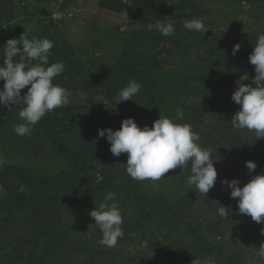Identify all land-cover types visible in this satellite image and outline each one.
<instances>
[{
  "label": "rangeland",
  "instance_id": "rangeland-1",
  "mask_svg": "<svg viewBox=\"0 0 264 264\" xmlns=\"http://www.w3.org/2000/svg\"><path fill=\"white\" fill-rule=\"evenodd\" d=\"M192 18L207 32L184 29ZM158 20L174 21L175 34L163 36ZM24 34L53 42L49 63L65 65L53 84L70 102L25 136L13 131L23 103L0 106V264H264V222L239 214L238 198L221 183L243 187L264 175V139L230 124L236 81L247 73L243 83L255 87L248 56L264 34V0H0V53ZM133 79L140 93L116 105ZM159 112L190 124L199 145L212 149L218 175L206 196L186 183L190 162L158 181L133 180L127 154L114 157L98 137L127 118L151 128ZM108 191L123 217L113 248L99 245L88 214ZM220 205L226 217L217 215Z\"/></svg>",
  "mask_w": 264,
  "mask_h": 264
},
{
  "label": "clouds",
  "instance_id": "clouds-1",
  "mask_svg": "<svg viewBox=\"0 0 264 264\" xmlns=\"http://www.w3.org/2000/svg\"><path fill=\"white\" fill-rule=\"evenodd\" d=\"M59 15V13H57ZM184 29L194 32L205 31L202 20L192 18L182 21ZM156 29L165 37L175 34L174 21H156ZM126 29H121L125 31ZM20 45L21 47H17ZM54 47L52 41L26 34L19 39H8L0 53L3 64L0 65V106L11 109L10 105L23 103L24 107L18 116L22 123L13 127L19 136L30 135L32 128L46 115L57 108L65 107L70 102V93L66 88L53 84V79L60 76L65 69L63 62L49 63L50 50ZM240 50V44L234 45L232 55ZM14 58H17L14 61ZM250 65L255 66V78L251 84L245 73L236 81L237 89L231 100L239 105V110L233 115L230 124L239 131L255 132L257 139H264V34H260L248 56ZM27 88V93L21 96V90ZM142 85L136 80H129L114 97L116 105L133 100L140 93ZM2 110V108H0ZM177 119L183 117L182 110H177ZM98 137L106 138L110 145V153L114 157L127 154L126 173L137 181H158L166 177L170 170L181 167L182 171L190 162V175L186 183L190 189L206 194L214 187L217 180V170L211 158L212 149L202 148L198 141L199 134L192 130L190 124L175 123L159 112V118L151 128L137 126L133 118L121 121L119 130L111 128L98 130ZM218 161V160H216ZM249 172L255 171L257 165L252 161L245 162ZM222 185L231 189L230 197L237 199L238 212L250 216L256 223L264 222V175L254 176L245 186L240 187V181L227 179ZM2 191V189H0ZM227 208L221 206L217 215L227 216ZM89 216L102 233L98 243L102 247H116L123 237V217L116 193L108 191L99 207L90 211ZM264 235V229L261 230ZM258 255L264 258V245L258 248ZM193 264H202L200 259H194ZM208 264H212L211 260Z\"/></svg>",
  "mask_w": 264,
  "mask_h": 264
}]
</instances>
